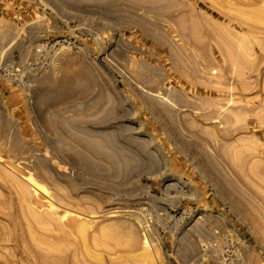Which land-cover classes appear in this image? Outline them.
Segmentation results:
<instances>
[{
	"label": "rangeland",
	"instance_id": "374dc122",
	"mask_svg": "<svg viewBox=\"0 0 264 264\" xmlns=\"http://www.w3.org/2000/svg\"><path fill=\"white\" fill-rule=\"evenodd\" d=\"M263 11L0 0V264H264Z\"/></svg>",
	"mask_w": 264,
	"mask_h": 264
},
{
	"label": "bare ground",
	"instance_id": "6f19581e",
	"mask_svg": "<svg viewBox=\"0 0 264 264\" xmlns=\"http://www.w3.org/2000/svg\"><path fill=\"white\" fill-rule=\"evenodd\" d=\"M263 12H264V11H263ZM251 14H252V13H251ZM255 15H257V13H256ZM263 16H264V15H263ZM263 151H264V150H263ZM262 153H264V152H262ZM259 154H260V153H259ZM260 155H262V154H260ZM262 157H264V156H262ZM262 157H261V158H262ZM30 179H31V178H29V180H30ZM27 183H29V182H27ZM29 184H30V185H28V184H27V185H28V187H29V186L31 187L30 190H31L32 187H33V189L35 190V191H34V190H33V191H34L35 193H37V191H41V187H40L39 185L35 184L33 180H31V182H30ZM22 189H24L23 192H22V197H23V194L25 195L24 198L27 197L28 195H30V192H31V191L29 190V188H22ZM42 189H43V188H42ZM41 193H43V190L41 191ZM31 194H32V193H31ZM51 203H52V202H50V204H49L50 207L54 205V204H51ZM50 209H51V208H50ZM52 210H53V208H52L50 211H52ZM53 211H54L55 216H58V215H59L60 217H62L60 214H58L59 212H58V213L56 212L57 210L55 211V208H54ZM52 214H53V213H52ZM54 214H53V215H54ZM39 218H40V221H43V223L45 222L44 224H46V222H47V218H46V217H45L46 219H45L44 217H38V221H39ZM44 219H45V220H44ZM71 220H72V219H70V222H68L67 224L71 223ZM40 221H39V222H40ZM48 221H50V220L48 219ZM73 221H74L75 223L78 222V223H79V225H78L79 229H80L81 231H83L82 229H84V227H85V223H84V222H79V221H77V219H76V220L73 219V220H72V223H73ZM47 224H48V223H47ZM48 225H50V224H48ZM69 225H70V224H69ZM145 244H147V243L145 242Z\"/></svg>",
	"mask_w": 264,
	"mask_h": 264
}]
</instances>
